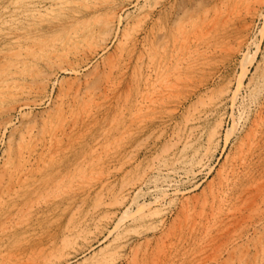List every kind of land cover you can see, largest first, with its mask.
I'll list each match as a JSON object with an SVG mask.
<instances>
[{
    "label": "rangeland",
    "instance_id": "374dc122",
    "mask_svg": "<svg viewBox=\"0 0 264 264\" xmlns=\"http://www.w3.org/2000/svg\"><path fill=\"white\" fill-rule=\"evenodd\" d=\"M29 1L0 0V74L11 68V50L22 45L35 55L21 68L27 75L20 71L15 88L22 94H0V176L7 180L0 187V264H264V0H86L61 9L50 7L53 0L26 8ZM109 18L115 25L105 36ZM74 21L85 33L67 40L64 28ZM183 22L194 39L191 55L170 62L172 85L145 91L156 103L139 112L147 66L171 56L175 47L165 41L180 36L175 26ZM57 35L64 61L39 48ZM19 148L32 156L23 159ZM141 203L152 213L144 221L136 212ZM105 206L112 221L93 228Z\"/></svg>",
    "mask_w": 264,
    "mask_h": 264
},
{
    "label": "bare ground",
    "instance_id": "6f19581e",
    "mask_svg": "<svg viewBox=\"0 0 264 264\" xmlns=\"http://www.w3.org/2000/svg\"><path fill=\"white\" fill-rule=\"evenodd\" d=\"M32 0H30L29 1V3L30 4H28V3H26L25 4V7L26 8H29L30 6H31V4H34L33 6L36 8V7H41V4L39 3V2H31ZM128 1H131V0H128ZM254 1V0H253ZM85 2H86V0H53L52 1V3H50V7H52V6H56V7H58L59 9H61L60 7H63V6H66V5H73V4H75V3H84L85 4ZM106 2H107V0H106ZM105 3V2H104ZM112 4H113V1L111 2ZM135 3V2H134ZM235 4V3H234ZM7 5V4H6ZM77 5H79V4H77ZM86 5V4H85ZM246 5H248V4H246ZM261 5H262V3H261ZM89 6V5H88ZM49 7V8H50ZM88 8V7H87ZM254 8V7H253ZM75 10V9H74ZM35 11H37V12H40L39 10H35ZM120 11V10H119ZM207 11V10H206ZM34 12V11H33ZM114 12H116V11H114ZM216 12H217V10H216ZM93 13V12H92ZM202 13V12H201ZM203 13H205V12H203ZM219 14H221V12L219 13ZM107 15V14H106ZM109 15H111L112 16V19L114 18V16H113V14L112 13H110ZM196 15V14H195ZM110 16V17H111ZM97 17H99L98 15H97ZM95 17H93L92 19H94ZM101 18V17H100ZM108 18V17H107ZM116 18V17H115ZM82 19V18H81ZM101 19H103V17L101 18ZM100 19V21L102 22V21H104V20H101ZM104 19H106V16H104ZM112 19H110L109 18V20L107 19L105 22H103V24H104V27H106L107 28V31H108V29H110V30H112L113 29V26L115 25V21H113ZM95 20V19H94ZM117 20V19H116ZM183 20V19H182ZM188 20V19H187ZM77 21V20H76ZM76 21H74V22H72L71 24H69L68 26H67V28L65 29L64 28V31H65V33H66V35H65V37L64 38H66L67 40L68 39H70V40H75V38H79V37H81V35H84L83 33H85V27L83 26V24L84 23H81V22H76ZM90 21V20H89ZM95 21H97V20H95ZM190 21V20H189ZM189 21H186L187 22V24L189 23ZM202 21V20H201ZM9 22V21H8ZM85 22V21H84ZM185 22V21H184ZM184 22L182 23L183 25H181V27L179 28L178 27V25H176L175 27H177V32H178V30H179V34H180V36H177V35H174V36H172L171 37V39L170 40H168V41H165L167 44L168 43H170V44H172L174 47H175V50H174V52L171 54L170 53V57H164V56H159L157 59L158 60H155V62L153 63V64H149V62L150 61H152V60H150V57H148L149 55L147 54V56L146 57H148L147 59H149L150 61L148 62V66H147V72L144 74V87H146V89L145 90H141L142 92H141V94H139V97L137 98V100L140 98V99H143V101L141 100V101H136L135 103V105L138 107V109H139V112H142V109L143 108H141V107H146V108H150V107H153L152 105H150V104H154V103H156V102H154L153 101V97H155V95H153V97H149L148 95H149V92L148 93H146L148 90H150V89H155L156 87L157 88H159L158 86H163V88H165L164 86H166V85H169V84H171L172 85V83H171V78H170V73L168 72V70H169V68H167L168 67V65H170L171 63L170 62H172L173 60H174V58H177L178 57V59H177V61H179V60H183V61H185L186 59L185 58H187V57H190V55H191V52H192V42L194 41V39L192 40V42H191V40H190V36H188V26H186V24H184ZM185 22V23H186ZM191 22H192V27H195V25H197V19H193V20H191ZM207 22V21H206ZM99 23V22H98ZM198 23H200V21L198 22ZM178 24L180 25V21L178 22ZM202 26V25H201ZM58 27H59V25H58ZM197 27V26H196ZM198 28V27H197ZM58 29V28H57ZM56 29V30H57ZM96 30V29H95ZM175 31V30H174ZM109 32L110 31H108V34L107 35H105V36H109V35H111V33L109 34ZM206 32V31H205ZM90 33H92V34H94L92 31L90 32ZM61 34V33H60ZM105 34H106V31H105ZM173 34V33H172ZM207 34V33H206ZM15 35V34H14ZM56 35V34H55ZM101 35H103V33L101 34ZM126 35V34H125ZM160 34L158 33V36H159ZM58 36V35H57ZM56 36V38L54 39L53 38V41L55 40V42H48V41H46V42H44L45 43V46L43 47V46H39V48H41V49H46V54L48 55V57H50V58H47V59H49V60H53V59H55V60H53V61H56V60H59V59H62L63 60V58H61V56H58V54H59V50H62L63 49V51H60V52H64V50H66V49H64V46H65V43H64V41L62 40V38H60L59 36L57 37ZM95 36V35H94ZM161 36V35H160ZM55 37V36H54ZM197 37V36H196ZM23 38V37H22ZM86 38H88V37H86ZM124 38V37H123ZM163 38V37H162ZM162 38H159L158 37V39H161L162 40ZM13 39V38H12ZM18 38L16 37V39L15 40H17ZM19 40V39H18ZM22 40V39H21ZM69 40V42H71ZM109 40V39H108ZM156 40V39H155ZM167 40V39H166ZM44 40H42V42H43ZM105 40H103V42H104ZM158 42L160 41V40H157ZM156 41V42H157ZM164 41H163V45L165 44L164 43ZM33 42V41H32ZM105 43V42H104ZM160 43V42H159ZM196 43V42H195ZM28 44V43H27ZM166 44V45H167ZM31 45V44H30ZM30 45H29V47H30ZM34 45H35V43H34ZM40 45H42V43L40 44ZM156 45V47H157V43L155 44ZM11 46H12V44H11ZM67 46H68V44H67ZM66 46V48H68ZM151 46H152V43H151ZM24 47V46H23ZM38 47V46H37ZM154 47V46H153ZM164 47V46H163ZM163 47H160L161 49L163 48ZM21 48H22V45H21ZM20 48V49H21ZM32 48H33V46H32ZM70 48V47H69ZM72 48V47H71ZM149 48V47H148ZM155 48V47H154ZM16 49V48H15ZM17 50V51H14L13 52V50H11L12 52L10 53V54H8V53H6V54H8L7 56H12L11 57V59H12V61H10V65H11V68H10V70H11V72H10V70H8V72H4L3 73V71L5 70L4 68H3V70H1L2 72V74H0V94L1 93H3L4 91H6V90H12V89H14L15 87H17V84H19L18 82H20V71L22 70L21 68L23 67V65H25V63H26V60L28 61L29 59H30V56L31 55H33L32 53H30L29 52V49H27V52H25V51H22L23 49H21V50ZM31 49V48H30ZM35 49V48H34ZM43 50H40V51H43ZM67 50H69V49H67ZM147 50H149V51H152V50H150V49H147ZM156 49H154V51H155ZM146 52V53H150V52ZM153 51V52H154ZM8 52H10V51H8ZM44 52V51H43ZM2 53V52H1ZM2 55H4V54H2ZM91 55V54H90ZM144 55V54H143ZM143 55L141 56V57H143ZM152 55V52H151V54H150V56ZM156 55V54H155ZM35 55H33V57H34ZM42 56V55H41ZM67 56V55H66ZM32 57V58H33ZM43 57V56H42ZM153 57H155L154 55H153ZM44 58V57H43ZM2 59V58H1ZM34 59V58H33ZM38 59V58H37ZM152 59V58H151ZM43 60V59H42ZM41 60V61H42ZM144 60V59H143ZM8 61V60H7ZM7 61H6V58H5V64L7 63ZM40 61V62H41ZM64 61V60H63ZM176 61V62H177ZM2 62V61H1ZM45 63V62H44ZM66 63V62H65ZM147 63V62H146ZM2 65H1V68L2 67H5V64L2 62L1 63ZM8 64V63H7ZM141 64L143 65V63H142V61H141ZM140 64V65H141ZM145 64V63H144ZM9 65V64H8ZM7 65V66H8ZM142 65H141V67H140V69H142L143 67L145 68V66H143L142 67ZM177 65V64H176ZM179 65V64H178ZM186 65V64H185ZM34 66H35V63H34ZM37 66V65H36ZM33 67V66H32ZM7 68V67H6ZM9 68V67H8ZM35 68H37V67H35ZM175 69V68H174ZM7 70V69H6ZM5 70V71H6ZM66 70V69H65ZM69 70V69H68ZM245 70H247V69H245ZM23 71V70H22ZM24 71H26V70H24ZM23 71V73L25 74L26 73V75H27V72H24ZM79 71V70H78ZM10 72V73H9ZM137 72H139V74H140V70L138 69V71ZM137 72L135 73V74H137ZM245 72H247V71H245ZM245 72H244V74L243 75H246L245 74ZM76 73V72H75ZM178 73V72H177ZM23 74V75H24ZM142 74V73H141ZM172 74V73H171ZM178 75V74H177ZM140 77H141V75H139ZM176 76V75H175ZM174 76V77H175ZM137 77V75H135V78ZM244 77V76H243ZM50 78V77H49ZM137 79H139V78H137ZM241 79V78H240ZM49 81H50V79H49ZM135 81V80H134ZM178 81V80H177ZM24 82V81H23ZM137 82V81H136ZM46 83V82H45ZM135 83V82H134ZM142 83H143V81H142ZM178 83V82H177ZM243 83V81L242 80H240L239 81V83H238V86H237V90L233 93V96H232V99H233V103H235V101H236V99H237V97H238V94H239V91H240V89H241V87H242V84ZM79 84V83H78ZM136 84V83H135ZM229 84H231L230 82L227 84V85H229ZM70 85V84H69ZM138 85V84H137ZM142 85V84H141ZM81 86V85H80ZM143 86V85H142ZM178 86V85H177ZM70 87V86H69ZM173 86H171V88H172ZM19 88V87H18ZM156 88V89H157ZM167 88V87H166ZM177 88V87H176ZM232 88V87H231ZM70 89H71V87H70ZM76 89H77V87H76ZM142 89V88H141ZM160 89V88H159ZM168 89V88H167ZM73 90V89H72ZM162 89H160V91H161ZM76 91V90H75ZM74 91V92H75ZM136 91V90H135ZM146 91V92H145ZM151 91V90H150ZM159 91V90H158ZM165 92V91H167L166 89L165 90H162V92ZM169 91H172V89L171 90H169ZM168 91V92H169ZM15 92H17V93H15ZM77 92H78V89H77ZM130 92V91H129ZM154 92H155V90H154ZM154 92H153V94H154ZM167 92V93H168ZM14 93H15V95L18 97V94L19 95H21L22 94V91H21V93L17 90V88H15L14 89ZM25 93V92H24ZM29 93H30V91H29ZM28 93V94H29ZM61 93H63V91L61 92ZM71 93V92H70ZM73 93V92H72ZM152 92H150V94H151ZM172 93V92H171ZM173 93H175L174 92V90H173ZM226 93V92H225ZM77 94V93H76ZM80 94H83V93H80ZM86 94V93H85ZM7 95V94H6ZM12 95H14V94H12ZM25 95H27V94H25ZM89 95V94H88ZM93 95V94H92ZM91 95V96H92ZM127 95V94H126ZM167 95V97H168V94H166ZM220 95V94H219ZM5 96V95H4ZM3 96V97H4ZM8 96V95H7ZM15 96V97H16ZM69 96V95H68ZM82 96V95H81ZM95 96V95H94ZM128 96V95H127ZM126 96V97H127ZM147 96V97H146ZM152 96V95H151ZM89 97V96H88ZM146 97V98H145ZM159 97V96H158ZM161 97V96H160ZM228 97V96H227ZM230 97V96H229ZM82 98V97H81ZM93 98V97H92ZM150 98V99H149ZM70 99V98H69ZM83 99V98H82ZM152 99V100H151ZM1 100H2V97H1ZM67 100H68V98H67ZM74 100V99H73ZM87 100H89V98H87ZM92 100V99H91ZM221 100H223V99H221ZM135 101V100H134ZM85 102V101H84ZM159 102V101H158ZM161 102V101H160ZM237 102H238V100H237ZM78 103V102H77ZM86 103V102H85ZM132 103V102H131ZM130 103V104H131ZM134 103V102H133ZM163 103V102H162ZM222 103V102H221ZM220 103V104H221ZM26 104V103H25ZM80 104V103H79ZM84 104V103H83ZM237 104V103H236ZM134 105V104H133ZM81 106H82V104H81ZM218 106V105H217ZM262 106V105H261ZM2 107V106H1ZM136 107V108H137ZM4 108V107H3ZM2 108V111L4 112V109ZM145 108V109H146ZM10 109V108H9ZM150 109H152V108H150ZM8 110V109H7ZM141 110V111H140ZM264 110V109H263ZM1 111V110H0ZM1 111V112H2ZM260 111H261V109H260ZM259 111V112H260ZM60 112V111H59ZM123 113V112H122ZM137 114V113H136ZM200 115V114H199ZM258 115H259V113H258ZM59 116V115H58ZM260 116H262V115H260ZM201 117H203V116H201ZM259 118H261V117H258V119ZM262 118H264V117H262ZM261 118V119H262ZM189 119V118H188ZM194 119V118H193ZM257 118H256V116H255V118H254V120L253 121H255ZM3 121V120H2ZM252 121V122H253ZM61 122H63V121H61ZM8 123V122H7ZM6 123V124H7ZM11 124V123H10ZM51 124V123H50ZM53 124V123H52ZM253 124V123H252ZM2 125V124H1ZM0 125V126H1ZM255 125H256V122H255ZM254 125V126H255ZM60 126H61V123H60ZM253 125H252V127H254ZM46 127V126H45ZM45 127H41V128H45ZM57 127V126H56ZM28 128V127H27ZM27 128L25 129L26 130V133H28L29 132V130L30 129H28L27 130ZM30 128H34V127H30ZM50 128H51V126H50ZM40 129V128H39ZM250 130H251V128H249ZM254 129V128H253ZM5 130V129H4ZM18 130V129H17ZM24 130V131H25ZM57 130V129H56ZM31 131V130H30ZM249 131V130H248ZM259 131V130H258ZM21 132V131H20ZM41 132H42V130H41ZM250 132V131H249ZM251 132H252V130H251ZM250 132V133H251ZM19 133V132H18ZM34 133V132H33ZM32 133V134H33ZM39 133V132H38ZM43 133L44 132H42V133H40V134H42V137H44L43 136ZM54 133H55V131H54ZM54 133H53V135H54ZM57 133V132H56ZM212 134H213V132H211ZM21 134H22V136H21V138L22 139H24V138H26V137H24V133L23 132H21ZM176 134V133H175ZM212 134H210L209 136H211ZM247 134V133H246ZM104 135V134H103ZM214 135V134H213ZM255 135H256V132H255ZM33 136V135H32ZM54 137V136H53ZM100 137H102V136H100ZM212 137H214V136H212ZM212 137H210V138H212ZM254 137V136H253ZM20 138V137H19ZM29 138V137H28ZM31 138V137H30ZM29 138V139H30ZM178 138V137H177ZM245 138V137H244ZM244 138H243V136H242V139L244 140ZM246 138H249V136L248 137H246ZM62 139V138H61ZM182 139V138H181ZM186 139V138H185ZM241 139V140H242ZM28 140V139H27ZM42 140V139H41ZM45 140V139H44ZM180 140V139H179ZM178 140V141H179ZM210 140V139H209ZM17 141H19V140H17ZM36 141H39V140H36ZM49 141H51V140H49ZM102 141V140H101ZM173 141V140H172ZM182 141V140H181ZM245 141V140H244ZM21 142V141H20ZM28 142V141H27ZM55 142V141H54ZM98 142V141H97ZM96 142V143H97ZM180 142V141H179ZM210 141H207V143H209ZM37 143V142H36ZM95 143V144H96ZM252 143H253V141H252ZM18 144V143H17ZM20 144V143H19ZM177 144V143H176ZM50 145V144H49ZM174 145V144H173ZM34 146H35V143H34ZM166 146V145H165ZM242 146V145H241ZM56 147V146H55ZM170 148H172L171 146H169ZM207 147V146H206ZM45 148V147H44ZM165 148H167V147H165ZM240 148V147H239ZM243 148V147H242ZM248 148V147H247ZM9 149L11 150V148L9 147ZM20 149V151H19V153L20 154H18L19 156L21 155V157L23 158V159H25L27 156H25L26 154H30L31 155V152L30 151H28V153H27V151L26 150H22V148H19ZM18 149V150H19ZM33 149V148H32ZM105 149V148H104ZM28 150V149H27ZM30 150V149H29ZM95 150V149H94ZM241 150V149H240ZM243 150V149H242ZM9 151V150H8ZM55 151V150H54ZM165 151H166V149H165ZM202 151V150H201ZM206 151H207V149H206ZM250 151V150H249ZM43 152V151H42ZM42 152H40V153H42ZM92 152H94V151H92ZM164 152V151H163ZM166 153V152H165ZM240 153V152H239ZM7 154V153H6ZM9 154V153H8ZM7 154V155H8ZM241 154H242V151H241ZM6 155V156H7ZM173 155V154H172ZM32 156V155H31ZM37 156V155H36ZM159 156V155H158ZM157 156V157H158ZM171 156V155H170ZM195 156V155H194ZM20 157V158H21ZM53 157V156H52ZM177 157V156H176ZM198 157V156H197ZM201 157H202V155H201ZM251 157V156H250ZM21 158V159H22ZM174 158H175V156H174ZM239 158V157H238ZM244 158V157H243ZM243 158H242V161H243ZM35 159V158H34ZM153 160V159H152ZM183 160V159H182ZM239 160H240V158H239ZM238 160V162H240ZM43 161V160H42ZM179 161V160H178ZM249 161V160H248ZM22 162H24V161H22ZM33 162V161H32ZM244 162H245V160H244ZM4 163V162H3ZM151 163H153V162H151ZM166 163V162H165ZM8 164V163H7ZM31 164V163H30ZM29 164V165H30ZM234 164V163H233ZM17 165V164H16ZM163 165V164H162ZM166 165V164H165ZM176 165V164H175ZM198 165V164H197ZM202 165H203V163H202ZM238 165H241V163L240 164H238ZM19 166H20V164L18 165V168H19ZM16 170L18 169V168H16V167H14ZM14 168L12 167V169H13V171H14ZM21 168H22V166H21ZM152 168V167H151ZM188 168V167H187ZM234 168V167H233ZM232 168V169H233ZM79 169V168H78ZM186 169V168H185ZM238 169V168H237ZM236 169V170H237ZM23 170V169H22ZM161 170V169H160ZM172 170V169H171ZM188 170V169H187ZM235 170V169H234ZM239 170H240V168H239ZM10 171H11V169H10ZM151 171V170H150ZM157 171V170H156ZM164 171H166V170H164ZM186 171V170H185ZM228 172H229V170H228ZM231 173H232V171H230ZM237 172V171H236ZM192 173V172H191ZM221 173V172H220ZM227 172H225V174H226ZM12 174V173H11ZM23 174V173H22ZM174 174V173H173ZM185 174V176H189L190 175V172L189 171H187V172H185L184 173ZM184 174L182 173H180V175L179 176H182L183 175V177H184ZM224 174V173H223ZM228 174V173H227ZM4 175L5 174H1V178H0V187L2 186L1 184H4V182L5 181H7L6 180V178L4 177ZM13 175V178H14V174H12ZM162 175V174H161ZM19 176H21V175H19ZM137 176H138V174H137ZM146 176V175H145ZM164 176V175H163ZM218 177L220 176L219 174L217 175ZM8 177H9V182H11V180H12V176H10V175H8ZM23 178H24V175L22 176ZM148 177V176H147ZM147 177H146V179H147ZM220 177H223L222 176V174H221V176ZM19 178L21 179V177H18V181H19ZM62 177H60V179H61ZM63 178H64V176H63ZM139 178H140V176H139ZM165 178V177H164ZM175 178V177H174ZM177 178H178V176H177ZM59 179V180H60ZM128 180V179H127ZM141 180V179H140ZM151 180V179H150ZM154 180V179H153ZM233 180V179H232ZM146 181V180H145ZM148 181V180H147ZM162 181V180H161ZM170 181V180H169ZM220 181H221V179H220ZM61 182V181H60ZM138 182V181H137ZM140 182V181H139ZM149 182V181H148ZM229 182V177H228V175H226V177L224 176V178L222 179V182H219V183H221L220 185H222L223 183L226 185L227 183ZM12 183V185H13V182H11ZM16 183H18L17 181H16ZM46 183V182H45ZM57 183V182H56ZM58 183H59V181H58ZM63 183V182H62ZM133 183H135L134 181H133ZM132 183V184H133ZM105 184V183H104ZM162 184V183H161ZM230 184V183H229ZM53 185V184H52ZM134 185V184H133ZM140 185V184H139ZM142 185H143V183H142ZM157 185V184H156ZM261 184H259V185H257V187L258 186H260ZM7 186H8V184H7ZM20 186V185H19ZM57 186H58V184H57ZM103 186V185H102ZM132 186V185H131ZM228 186V185H227ZM32 187V186H31ZM65 187V186H64ZM101 187V186H100ZM125 187V186H124ZM124 187H123V189H124ZM155 187V186H154ZM159 187V186H158ZM229 187H231V186H229ZM262 187V186H261ZM12 188V187H11ZM10 188V189H11ZM19 188V187H18ZM48 188H49V186H48ZM126 188V187H125ZM137 188V187H136ZM157 187H155L154 188V191H156V190H158V189H156ZM162 188V187H161ZM168 188V187H167ZM228 188V187H227ZM260 188V187H259ZM263 188H264V186H263ZM13 190H14V188H12ZM175 189V188H174ZM220 189H222V187L220 188ZM220 189H218V190H220ZM224 189V188H223ZM257 189V188H256ZM7 190V189H6ZM5 190V191H6ZM63 190V189H62ZM10 191V190H9ZM123 191H125V190H123ZM226 191V190H225ZM228 191V190H227ZM260 193H261V188H260ZM259 191H257V193H259ZM14 192V191H13ZM211 192V191H210ZM216 192H218V191H216ZM82 193H83V191H82ZM160 193H162V192H160ZM224 194H225V192H223ZM256 193V194H257ZM260 193H259V195H260ZM34 194H36V193H34ZM158 194V193H157ZM156 194V195H157ZM166 194H167V192H166ZM216 194V193H215ZM6 195V194H5ZM160 195V194H159ZM159 195L157 196V198H156V200H158L159 199ZM161 196V195H160ZM125 197V196H124ZM254 197V196H253ZM257 196H255V198H256ZM259 197V196H258ZM262 198H263V196H261ZM161 198V197H160ZM222 198H223V196H222ZM221 197L220 198H218V199H221L222 200V202H223V199H222ZM246 198V197H245ZM255 198H254V200H255ZM131 199H132V197H131ZM250 199V198H249ZM118 200V199H117ZM144 200V199H143ZM155 200V201H156ZM162 200V199H161ZM160 200V201H161ZM164 200V199H163ZM201 200V199H200ZM221 200H218V202L219 201H221ZM226 200V199H225ZM248 200V199H247ZM254 200H248L249 201V203L251 202V204L253 203V201ZM261 200H263V199H261ZM98 201H100V200H98ZM120 201V200H119ZM159 201V200H158ZM198 201V200H197ZM244 201V200H243ZM247 201V202H248ZM152 202V201H151ZM157 202V201H156ZM205 202H206V200H205ZM2 203L4 204V202L2 201ZM150 203V202H149ZM213 202H211V204H212ZM245 202H243V204H244ZM248 203V204H249ZM254 203H255V201H254ZM253 203V204H254ZM264 203V202H263ZM102 204V203H101ZM206 205V203H203V205ZM260 204H262V202L260 203ZM139 205V204H138ZM149 205V204H148ZM148 205H145V203H141L140 205H139V208H137L138 210L136 211V212H140L141 213V215H140V217H139V221H144V220H146V218H150L151 217V212H144V211H146L147 209H146V207H148ZM200 205H202V204H200ZM203 205H202V207H203ZM222 205V204H221ZM246 205V204H245ZM250 205V204H249ZM106 206H108L107 204H106ZM102 207L103 209H101V210H103V215H101V214H98L97 216H98V218H96L97 220H96V223H95V225H94V227L93 228H96V229H99L101 226H103L104 224H106L107 222H109V221H112L111 219L114 217V214H113V212L111 211V208L109 207ZM110 206V205H109ZM193 206H194V204H193ZM243 206V205H242ZM247 206V205H246ZM246 206H244L245 208H246ZM196 208V207H195ZM208 208V207H207ZM100 209V206L98 207V206H96V207H94V210H95V214H97L96 212L98 211ZM145 209V210H144ZM201 210H202V208H200ZM213 209V208H212ZM211 209V210H212ZM217 209V208H216ZM233 209V208H232ZM193 210V209H192ZM218 210V209H217ZM230 210V209H229ZM243 210H245V209H243ZM260 211H262V209H259ZM143 211V212H142ZM197 211V210H196ZM218 211H220V209L218 210ZM217 211V212H218ZM231 212H232V210H230ZM258 212V214H260L261 212ZM198 212V211H197ZM212 212V211H211ZM211 212H208V213H211ZM215 212V211H214ZM214 212H212V215L211 216H213V213ZM257 212V211H256ZM262 212H264V211H262ZM200 213V212H199ZM198 213V214H199ZM235 213V212H234ZM254 213V212H253ZM158 214V213H157ZM194 214V213H193ZM219 214V213H218ZM236 214V213H235ZM242 214V213H241ZM28 215V214H27ZM30 215V214H29ZM200 215V214H199ZM198 215V216H199ZM210 215H208V216H210ZM256 215V214H255ZM207 216V217H208ZM254 216V215H253ZM264 216V215H263ZM186 217H187V215H186ZM206 217V216H205ZM243 217V216H242ZM247 217V216H246ZM245 217V218H246ZM10 218V217H9ZM9 218H8V220H9ZM94 218V217H93ZM194 218H195V216H194ZM262 218V217H261ZM264 218V217H263ZM122 219H124V217L122 218ZM122 219L120 220V221H122ZM208 219V218H207ZM247 219H248V217H247ZM6 220V219H5ZM119 220V219H118ZM206 220V219H205ZM210 220V219H209ZM259 220H260V217H259ZM262 220V219H261ZM92 221V220H91ZM160 221H162V220H160ZM251 222V221H250ZM185 223H186V221H185ZM205 224V223H204ZM262 225H263V223H262ZM6 228H7V226H5ZM117 227V226H116ZM115 227V228H116ZM121 228V227H120ZM189 229H190V227H189ZM1 230V229H0ZM169 230V229H168ZM2 231V230H1ZM69 231V230H68ZM91 231V230H90ZM110 231V230H109ZM256 231H257V229H256ZM81 232V231H80ZM165 232V231H164ZM170 232V231H169ZM233 232V231H232ZM172 233V232H171ZM259 233V232H258ZM166 234V233H165ZM233 234V233H232ZM231 234V235H232ZM243 235V234H242ZM230 236V235H229ZM256 236V235H255ZM79 237V236H78ZM260 236H258L257 238H259ZM164 238H165V236H164ZM238 238V237H237ZM85 239V238H84ZM261 239H262V237H261ZM221 240H223V239H221ZM234 240H236V238L234 237ZM178 241V240H177ZM232 241V240H231ZM256 241V240H255ZM225 242V241H224ZM233 242V241H232ZM164 243V242H163ZM221 243V242H220ZM236 242H234V244H235ZM241 243H242V241H241ZM254 243V242H253ZM170 244V243H169ZM237 244H239V243H237ZM162 245H164V244H162ZM245 245V244H244ZM159 246V245H158ZM158 246H157V248H158ZM166 246V245H165ZM229 246V245H228ZM236 246H238V245H235V247ZM1 247V246H0ZM164 247V246H163ZM216 247V246H215ZM231 247V246H230ZM248 247H249V245H248ZM166 248V247H165ZM212 248V247H211ZM234 248V246L232 247V249ZM254 248V247H253ZM158 249H161V247L160 248H158ZM227 249V248H226ZM225 249V250H226ZM235 249V248H234ZM249 249V248H248ZM260 249H261V247H260ZM166 250V249H165ZM164 250V251H165ZM219 250V249H218ZM247 250V249H246ZM158 251V250H157ZM163 251V250H162ZM215 251V250H214ZM217 251V250H216ZM257 251V250H256ZM160 253H162L161 252V250L159 251ZM212 251H210V253H211ZM232 252V251H231ZM231 252H229V253H231ZM2 253V252H1ZM158 253V252H157ZM214 254V253H213ZM220 254H222L221 252H220ZM219 254V255H220ZM241 254V253H240ZM244 254V253H243ZM4 253H3V255H1L0 256V259H2V261H4L5 259H4ZM216 255V254H215ZM218 255V256H219ZM22 256V255H21ZM211 256V255H210ZM209 256V257H210ZM217 256V255H216ZM228 256V255H227ZM232 256V255H231ZM231 256H229V257H231ZM228 257V258H229ZM244 257V256H243ZM12 256H10V258L8 259L7 258V262L8 263H12L13 262V260H12ZM17 258H18V256H17ZM216 258V257H215ZM238 258V257H237ZM203 259H205V258H203ZM212 259H214V258H212ZM9 260H12V261H9ZM163 260H164V258H163ZM223 260V259H222ZM229 260V259H228ZM230 260H231V258H230ZM239 260H241V258L239 259ZM22 261V260H21ZM200 261V260H199ZM203 261V260H202ZM205 261V260H204ZM209 261V260H208ZM224 261V260H223ZM218 262V261H217ZM231 261H228V262H224V263H230ZM2 263V262H1ZM21 263V262H20ZM155 263V262H154ZM203 263V262H202ZM222 263V262H221ZM232 263V262H231ZM241 263V262H240ZM15 264V263H14ZM17 264H19V263H17ZM159 264V263H158ZM201 264V263H200ZM233 264H234V260H233ZM239 264V263H238Z\"/></svg>",
    "mask_w": 264,
    "mask_h": 264
}]
</instances>
